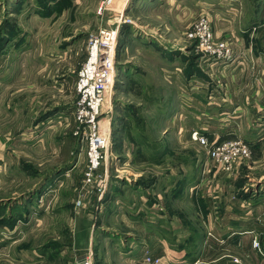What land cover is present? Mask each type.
I'll list each match as a JSON object with an SVG mask.
<instances>
[{"label": "rangeland", "instance_id": "obj_1", "mask_svg": "<svg viewBox=\"0 0 264 264\" xmlns=\"http://www.w3.org/2000/svg\"><path fill=\"white\" fill-rule=\"evenodd\" d=\"M99 1L0 0V264H75L81 258L95 264L91 252L84 257L77 243L82 238L87 247L93 227L96 244L101 236L98 226L124 229L121 216L127 214L130 235L137 234L130 225L137 226L142 218L154 221L146 225L163 234V249L155 253L145 249L143 264L146 257L158 259L149 264H175L173 252L184 249L188 235L206 233V219L201 220L198 210L206 206L217 212L242 203L243 211H264L254 201L253 153L243 139L212 142L206 135L216 147L241 141L250 148L234 159L228 174L190 138L191 130L201 131L199 114L209 104L205 101L209 86L216 81L224 89L235 74L218 70L222 64L201 56L186 38L202 4L238 10L231 17L208 16L214 31L264 20V0H178L190 9H180L181 19L167 26L135 10L142 0H134L133 6V0L119 2L104 17L96 15ZM255 27L256 33L261 29L264 49V24ZM102 29L115 33L116 53L112 88L100 116L109 142L98 171L105 183L99 200L91 188L83 187L86 147L74 136L72 113L75 81L88 56V40ZM190 91L195 93L190 106L198 116L188 121L179 111L186 113ZM184 130L189 131V141L185 134L178 137ZM155 150L161 151L159 162L150 160ZM82 188L90 194L79 211L75 204ZM147 200L160 206L151 208ZM107 205L121 216H106ZM132 213H138L135 220ZM250 243L259 251L264 235L260 241L250 238ZM96 249L100 250L99 244ZM102 253V263L107 264L112 259L109 251ZM248 258L229 243L223 251L206 252L200 264H262Z\"/></svg>", "mask_w": 264, "mask_h": 264}, {"label": "crops", "instance_id": "obj_2", "mask_svg": "<svg viewBox=\"0 0 264 264\" xmlns=\"http://www.w3.org/2000/svg\"><path fill=\"white\" fill-rule=\"evenodd\" d=\"M142 1L140 5L137 3L136 8L135 6L133 8H135V10L137 8L140 9L139 11L144 18L155 19L156 24L160 26H167L170 24L171 20L175 18L181 19L180 15L177 14L180 9H185L186 7L190 9L188 5H181L178 0ZM136 2L137 1L133 0L131 5L136 4ZM194 6L196 8V4ZM197 11L200 15L207 14L211 20H214L219 14L221 17H231L232 14L237 15L236 12L238 10L202 4L198 7ZM133 13H135V11H133ZM150 19L147 21L148 23H151ZM260 19L250 24L243 23V26L238 29L234 27H220L214 29V34L217 39L232 42V49L235 55V59L232 62L226 65H219L216 68L223 72L227 71L230 76L231 73L235 74V77L232 78L231 83L228 81V83L225 84L224 89H222L216 81H213L214 83L209 86V90L206 91L207 94L205 96V101L208 100L209 102V104L207 103L208 110L206 109L203 113L199 114L201 124L197 128L201 129L200 132L207 135L210 140L212 139V142L222 141L219 139L237 137L243 139L246 144L251 147L253 153L252 166L255 171L254 181H256L252 188L254 201H257L264 207V49L260 43L261 29L256 33L257 27H255L258 26L259 28V26L264 24V20H262L263 17ZM186 22H188V20ZM214 26L216 27V24H214ZM177 40L179 39L177 38ZM210 68L212 67L210 66ZM235 71L238 74H236ZM230 76H228L229 80ZM192 92L193 91H190L185 99L188 104V109L184 110L186 113H181V109V112L179 111L180 116L182 118H188V121H190L191 117L198 114L195 109H191L190 106L194 101L192 96L195 95V93ZM183 102L184 100L181 99V102H179L180 105H182ZM191 129L193 128H190V130ZM188 132L189 131L184 130L181 136L179 135L178 137H182L185 134L184 139L189 141V136H187ZM192 197L193 195H189L190 199H192ZM146 202H148L147 205L151 208L160 206L158 202V204L150 200ZM230 203L231 202H229L228 205H230ZM224 205L227 206V203ZM231 206H233V208L229 210H217V212L206 206L204 210H198L201 220L203 221L206 219V233L203 236H199L198 232H195V235H190V233L186 238L184 249H180L179 252H173V263L200 264L206 252H211V249L223 251L228 247L229 243H232L235 244V248H238L243 254H246L249 257L248 259L264 264V243H261L259 251L253 249L250 243V238H258L260 241L261 237L264 235V211L260 210V213L248 210L243 211L242 203H232ZM108 213L115 215L117 218L121 216L120 214H116L113 205H107L105 207L106 216ZM230 216L233 218L231 219L232 221L230 220ZM137 217L138 213L135 215L132 213L131 218L133 220ZM219 217H222V222H217ZM224 217H228V221H224ZM246 217L250 223L246 222ZM121 218L119 219L123 220L126 224L124 229L119 228L117 230L110 227L98 226L97 230L101 232V236L96 244L94 236L93 238L91 236V230H93L94 233L93 227V229L88 231L87 247L83 242L84 239L82 240L81 238L77 243V245L79 244L77 246L78 251L84 252V257L88 254V251H90L95 259V264L104 262L102 251L105 252V255L106 252L109 251L108 256L112 258L106 261L107 264H143L141 259L145 255V249H150L153 253L157 252L159 248L163 249L164 238L158 227H154V229L151 225L153 229H150V227L146 225L148 221L145 222L144 218H142L141 222L137 221V226L130 225L131 229L137 232L136 236L131 234L132 237L128 233V214L125 217L121 216ZM149 223H154V221H149ZM155 223L158 224V221ZM228 224L232 226L227 228L226 225ZM188 226V228H190L191 224L188 223ZM150 240H152V242ZM153 241H156V243ZM217 243L218 245L213 248ZM98 244L100 245V250L96 249ZM141 246L142 255L138 252ZM99 253L100 255H98Z\"/></svg>", "mask_w": 264, "mask_h": 264}, {"label": "built area", "instance_id": "obj_3", "mask_svg": "<svg viewBox=\"0 0 264 264\" xmlns=\"http://www.w3.org/2000/svg\"><path fill=\"white\" fill-rule=\"evenodd\" d=\"M119 2H130V0H100L96 7V15L104 17L111 8ZM115 33L102 29L97 36H91L88 40V56L77 73L74 91L76 101L73 106V117L76 129L75 137H80L86 147L87 167L83 174V187L91 188L99 200L104 195V181L102 182L98 171L106 159L109 139L100 121L101 109L107 93L112 88L115 74ZM187 41L193 43L195 50L201 56L215 63L226 65L235 59L233 49L229 42L215 37L211 22L207 14L200 15L191 30L186 35ZM264 39V37H263ZM190 138L199 145L206 148L208 160L218 165L225 173L231 174L234 159L240 154L249 153L250 148L241 141L216 147L202 132L194 130ZM249 148V149H248ZM250 156H247L249 158ZM89 192L82 188L76 201V208L84 206ZM256 246H258L256 244ZM146 264L158 263V259L150 257L144 259ZM75 264H92L88 259L77 260Z\"/></svg>", "mask_w": 264, "mask_h": 264}, {"label": "trees", "instance_id": "obj_4", "mask_svg": "<svg viewBox=\"0 0 264 264\" xmlns=\"http://www.w3.org/2000/svg\"><path fill=\"white\" fill-rule=\"evenodd\" d=\"M141 148V147H139ZM142 149V148H141ZM140 150V149H139ZM161 153V151L159 150H155V151H152V156L150 160H152V162H159L158 160L160 159L159 157H157V155ZM149 159V158H148ZM44 186V185H43ZM43 186H41V188H43ZM40 190V189H39ZM10 218V217H9Z\"/></svg>", "mask_w": 264, "mask_h": 264}, {"label": "bare ground", "instance_id": "obj_5", "mask_svg": "<svg viewBox=\"0 0 264 264\" xmlns=\"http://www.w3.org/2000/svg\"><path fill=\"white\" fill-rule=\"evenodd\" d=\"M152 41V40H151Z\"/></svg>", "mask_w": 264, "mask_h": 264}]
</instances>
